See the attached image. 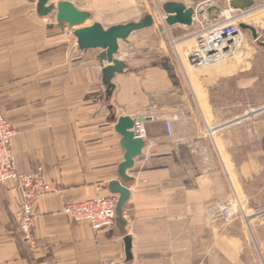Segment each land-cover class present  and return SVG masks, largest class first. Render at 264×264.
I'll return each instance as SVG.
<instances>
[{"label":"crops","instance_id":"0c3cea01","mask_svg":"<svg viewBox=\"0 0 264 264\" xmlns=\"http://www.w3.org/2000/svg\"><path fill=\"white\" fill-rule=\"evenodd\" d=\"M59 1L0 0V113L17 130V168L42 165L60 188L34 201L39 246L30 251L15 220L19 190L0 187V264H264V147L235 159L223 134L231 176L206 113L213 125L223 120L210 100L205 113L197 95H188L184 69L151 27L120 42L128 70L115 75L105 104L102 50H79L76 37L65 35ZM71 1L90 13L88 25L106 26ZM166 26L178 40L195 31ZM227 78L216 74L210 86ZM114 116L144 120L147 137L127 171L125 225L94 231L63 210L97 195L118 199L109 185L119 179L125 150ZM213 202L232 204L233 219L212 222L206 208Z\"/></svg>","mask_w":264,"mask_h":264},{"label":"rangeland","instance_id":"374dc122","mask_svg":"<svg viewBox=\"0 0 264 264\" xmlns=\"http://www.w3.org/2000/svg\"><path fill=\"white\" fill-rule=\"evenodd\" d=\"M74 1L83 7L91 9L107 27L113 24L139 20L145 14L154 15L155 23L151 28L156 30V35H162L166 40L174 61L185 71V85L188 95L191 98L197 95L205 113L208 110V100L215 106L217 119L223 121L242 113L249 107L264 104V46L261 45V42H264V0H257L249 14L246 17L241 15L238 19L239 23L243 22L254 27L257 31V38L254 37L251 29L242 28L243 44L233 56L213 65L199 67H193L187 57V51L192 48L195 40L190 35L178 40L176 38L178 33L175 35L170 31V27H165L168 24L165 22V13L162 6L168 1H179L187 6L197 8L209 0ZM216 4L221 9L227 6L226 0H215ZM182 27L180 28L181 33H189L198 28L196 25ZM172 34L174 35L173 37L171 36ZM173 39L180 42L177 48L173 43ZM216 74H226L229 78L218 82V85L210 86L213 81L212 77ZM206 115L209 126H213L212 116L209 113H206ZM223 134L229 140V150L234 155V158L242 155L246 149L264 147V114L251 122L249 121L242 128L233 127L214 135L218 142V147L224 152L229 172L231 176L235 177L233 165L228 162L229 153H227V148L221 141ZM235 210L241 212L238 205Z\"/></svg>","mask_w":264,"mask_h":264},{"label":"built area","instance_id":"2783aa9c","mask_svg":"<svg viewBox=\"0 0 264 264\" xmlns=\"http://www.w3.org/2000/svg\"><path fill=\"white\" fill-rule=\"evenodd\" d=\"M230 1L226 0L227 6L221 9L219 18L211 19L206 12L208 7L215 4V0H209L195 8L193 25L198 28L190 35L195 40L188 54L191 65L195 67L213 65L233 56L242 46L243 30L238 19L253 7L247 10L235 9L230 5ZM64 33L72 38L75 37L74 29L68 24L64 27ZM174 41L175 39L173 43ZM262 114H264V104L249 107L242 113L213 125L212 136L233 127L242 128ZM165 126L167 133L172 136V121L165 120ZM132 131L135 137L145 140L147 127L144 120L135 118ZM16 134L17 130L13 124L0 113V187H6L10 183H15L17 186L19 200L16 204L15 220L20 229L22 242L30 251H35L39 243L35 236L37 213L34 209V201L42 194L60 191V188L47 180L42 165H37L30 172L18 170L13 150ZM116 204L117 197L114 195H97L80 202L68 203L63 211L73 220L87 221L94 231H100L115 225ZM206 211L212 222L221 219L230 221L234 217L232 204L228 202H213L207 206Z\"/></svg>","mask_w":264,"mask_h":264},{"label":"water","instance_id":"95a60500","mask_svg":"<svg viewBox=\"0 0 264 264\" xmlns=\"http://www.w3.org/2000/svg\"><path fill=\"white\" fill-rule=\"evenodd\" d=\"M48 0H40V5H44ZM257 0H231L230 5L239 10H247L254 6ZM165 13V22L170 25H181L190 27L193 25V16L195 9L187 6L183 2L168 1L162 6ZM211 19L219 18L221 8L217 5L210 6L206 9ZM90 13L79 9L70 0H61L57 4V21L66 23L70 27L80 26L74 29V36L77 39L76 47L82 51L90 49H101L98 60L102 66V82L104 85L103 101L105 104L111 103V98L115 85L113 78L117 73L128 70L125 61L119 58L120 42L126 41L129 36L137 31L149 28L154 25L153 15L145 14L139 20L125 23L113 24L109 27L104 26L101 22L96 21L90 25H85L90 20ZM241 28L251 29L254 37L257 38V31L254 27L243 22L239 23ZM264 46V42H261ZM107 63V64H105ZM115 130L121 135V146L125 150L124 161L119 166V179L109 185L111 193L119 195L116 204V222L119 225H125L124 206L129 199L130 191L126 185L130 181L127 171L134 165L135 158L138 157L145 146V140L135 137L132 128L134 118L129 116H120L116 118Z\"/></svg>","mask_w":264,"mask_h":264},{"label":"bare ground","instance_id":"6f19581e","mask_svg":"<svg viewBox=\"0 0 264 264\" xmlns=\"http://www.w3.org/2000/svg\"><path fill=\"white\" fill-rule=\"evenodd\" d=\"M216 2H217V1H216ZM214 5H215V4H214ZM216 5H217V4H216ZM248 14H249V12L243 14V17H246ZM153 17H154V15H153ZM154 20H155V17H154ZM88 21H89V20H88ZM88 21L85 23V25H88ZM85 25L83 24V25H81V26H85ZM77 27H80V26H73L72 28L75 29V28H77ZM174 45H175V47L177 48V47L180 45V42H179L178 40H175V41H174ZM212 127H213V126H210V127H209V132H210L211 135L214 134V130L212 129Z\"/></svg>","mask_w":264,"mask_h":264}]
</instances>
